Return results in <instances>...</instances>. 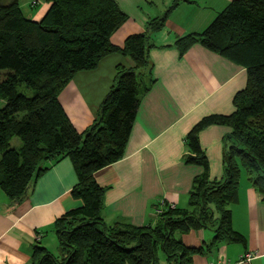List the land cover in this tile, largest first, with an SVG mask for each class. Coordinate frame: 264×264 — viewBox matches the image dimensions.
I'll return each instance as SVG.
<instances>
[{
	"label": "trees",
	"instance_id": "16d2710c",
	"mask_svg": "<svg viewBox=\"0 0 264 264\" xmlns=\"http://www.w3.org/2000/svg\"><path fill=\"white\" fill-rule=\"evenodd\" d=\"M42 2L47 9L33 20L20 0H0V190L13 206L48 169L47 161L67 157L75 175L69 192L81 205L54 219L57 252L33 245L30 264H191L194 254L218 242H243L228 205L236 201L242 171L264 201V0H231L200 31L174 40L179 56L200 44L240 65L245 82L232 96L230 113L201 117L183 137L184 161L201 167L187 206L160 202L154 206L155 221L145 225L106 224L104 188L93 174L123 156L140 97L152 82L151 34L163 27L176 0L120 46L109 41L126 19L115 0H29L30 12ZM112 52L128 56L133 66L115 67L95 118L78 132L57 95L74 73L95 68ZM211 124L227 129L218 180L208 178L197 140ZM12 137L19 140L17 147L10 145ZM194 229L212 230L211 242L186 246L176 235Z\"/></svg>",
	"mask_w": 264,
	"mask_h": 264
},
{
	"label": "crops",
	"instance_id": "0c3cea01",
	"mask_svg": "<svg viewBox=\"0 0 264 264\" xmlns=\"http://www.w3.org/2000/svg\"><path fill=\"white\" fill-rule=\"evenodd\" d=\"M29 1V0H28ZM231 0H176L166 13L163 27L151 34L148 90L138 108L122 158L93 174L104 188L101 216L106 224L129 222L145 225L155 221L154 206L160 202L187 206L192 179L201 167L184 161L183 137L201 117L228 114L233 94L244 86L243 67L200 44L182 56L173 42L177 37L200 31ZM126 19L110 35L120 46L132 33L141 32L145 21L163 14L173 0H115ZM48 3L42 2L28 17L38 20ZM117 65L132 67V60L118 52L108 53L93 69L73 74L57 95L73 127L82 132L95 118L98 106L112 84ZM227 129L211 124L197 134L208 163V178L221 176L222 136ZM48 166L31 183L25 196L11 206L0 190V264H30L33 245L57 252L52 228L64 211L81 205L70 195L75 182L71 161L63 157ZM231 224L243 242L221 241L194 254L191 264H264V201L241 172L236 201L229 204ZM186 246L209 244L210 229L176 234ZM250 257L246 258L245 254Z\"/></svg>",
	"mask_w": 264,
	"mask_h": 264
},
{
	"label": "rangeland",
	"instance_id": "374dc122",
	"mask_svg": "<svg viewBox=\"0 0 264 264\" xmlns=\"http://www.w3.org/2000/svg\"><path fill=\"white\" fill-rule=\"evenodd\" d=\"M27 4H28V0H20V5H21L24 13L28 15V13H31V12H30ZM0 105H1V102H0ZM10 145L13 147H17L19 145V140L16 137H12L10 139ZM242 173H243V171H242Z\"/></svg>",
	"mask_w": 264,
	"mask_h": 264
},
{
	"label": "built area",
	"instance_id": "2783aa9c",
	"mask_svg": "<svg viewBox=\"0 0 264 264\" xmlns=\"http://www.w3.org/2000/svg\"><path fill=\"white\" fill-rule=\"evenodd\" d=\"M245 257L246 258H249L250 257V254L249 253L245 254Z\"/></svg>",
	"mask_w": 264,
	"mask_h": 264
}]
</instances>
